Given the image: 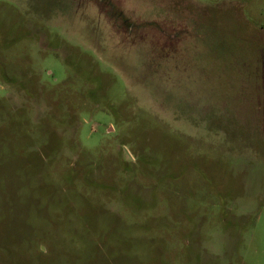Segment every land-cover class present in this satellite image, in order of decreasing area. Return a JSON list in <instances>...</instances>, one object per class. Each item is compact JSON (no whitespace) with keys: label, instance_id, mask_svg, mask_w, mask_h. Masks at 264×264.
I'll use <instances>...</instances> for the list:
<instances>
[{"label":"rangeland","instance_id":"obj_1","mask_svg":"<svg viewBox=\"0 0 264 264\" xmlns=\"http://www.w3.org/2000/svg\"><path fill=\"white\" fill-rule=\"evenodd\" d=\"M0 264H264V0H0Z\"/></svg>","mask_w":264,"mask_h":264}]
</instances>
